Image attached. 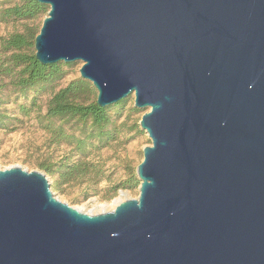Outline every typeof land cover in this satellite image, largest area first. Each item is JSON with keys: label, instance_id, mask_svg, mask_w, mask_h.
I'll return each mask as SVG.
<instances>
[{"label": "water", "instance_id": "obj_1", "mask_svg": "<svg viewBox=\"0 0 264 264\" xmlns=\"http://www.w3.org/2000/svg\"><path fill=\"white\" fill-rule=\"evenodd\" d=\"M41 64L134 94L139 194L77 209L0 169V264H264V0H36Z\"/></svg>", "mask_w": 264, "mask_h": 264}, {"label": "rangeland", "instance_id": "obj_2", "mask_svg": "<svg viewBox=\"0 0 264 264\" xmlns=\"http://www.w3.org/2000/svg\"><path fill=\"white\" fill-rule=\"evenodd\" d=\"M21 1L3 0L1 5H13ZM46 14L47 12L31 19L10 18L0 21V111L5 112L8 117L7 124L0 127V169L18 165L26 170L43 171L52 193L60 201L77 209H86L99 203L97 211L109 203L112 209L116 205L114 201L121 196L120 190L129 192L134 198L139 194L140 180L135 169L143 158L142 149L151 144L139 121L149 107H135L133 93L123 98L121 104L114 106L112 103V123L109 126L112 137L107 141H96L84 155H77L68 141H54L38 120L46 112L53 92L70 80L80 77L79 67L82 62H69L64 66V76L52 85L24 93L13 86V76L7 74L10 51H5L2 47V39L11 34L26 33L35 36ZM30 50L35 51L34 46ZM93 90L88 100L96 99L97 92L94 87ZM22 105L26 108L24 113L19 109ZM63 128L66 133L73 131L69 124H64ZM66 157L72 160L81 158L98 164L101 173L97 175L94 171L74 180L63 181L58 173L51 174L44 169ZM132 173L135 174V179L130 177ZM128 180L130 181L127 182Z\"/></svg>", "mask_w": 264, "mask_h": 264}, {"label": "trees", "instance_id": "obj_3", "mask_svg": "<svg viewBox=\"0 0 264 264\" xmlns=\"http://www.w3.org/2000/svg\"><path fill=\"white\" fill-rule=\"evenodd\" d=\"M0 0V21L13 19H31L48 11L46 4L36 0H22L20 3L2 6ZM36 33V32H35ZM34 35L14 33L2 39V47L10 51L8 56L7 74L13 76L12 84L20 92H27L37 88H45L61 79L69 63L56 62L41 64L35 58L33 46ZM1 90V89H0ZM94 92L91 82L81 77L67 82L57 89L48 100L46 112L39 118V122L52 135L56 142L68 141L73 145L77 155L86 154L89 147L96 141H107L112 137L111 105L100 107L95 99L88 100ZM123 99L115 105L121 104ZM113 106V105H112ZM24 113L25 106H19ZM8 117L0 111V127L7 124ZM64 124H69L73 130L66 133ZM54 167V168H53ZM49 173H58L63 181L74 180L90 172L101 173L100 165L84 159L62 158L50 166L44 167ZM132 178H136L132 173ZM131 178V179H132ZM128 180L127 182H129ZM126 182V183H127ZM128 185V184H127Z\"/></svg>", "mask_w": 264, "mask_h": 264}, {"label": "bare ground", "instance_id": "obj_4", "mask_svg": "<svg viewBox=\"0 0 264 264\" xmlns=\"http://www.w3.org/2000/svg\"><path fill=\"white\" fill-rule=\"evenodd\" d=\"M121 194V193H120ZM120 202V197H118V199H116L115 201H114V203L115 204H117V203H119Z\"/></svg>", "mask_w": 264, "mask_h": 264}]
</instances>
